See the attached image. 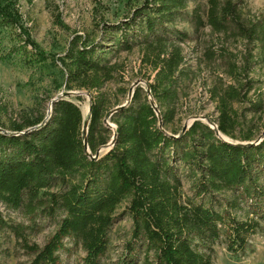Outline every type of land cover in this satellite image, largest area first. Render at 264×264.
<instances>
[{"label":"trees","instance_id":"16d2710c","mask_svg":"<svg viewBox=\"0 0 264 264\" xmlns=\"http://www.w3.org/2000/svg\"><path fill=\"white\" fill-rule=\"evenodd\" d=\"M6 1L0 0L1 24L21 28V17ZM140 1L141 7L131 19L106 28L104 33L120 34L110 41L119 52L141 49L143 66L155 74L149 87L164 126L176 117L178 78L185 73L181 44L188 36L174 26L191 2L196 3L192 11L196 30L209 27L227 39L254 44L258 61L264 64V19L245 18L233 0ZM22 34H27L24 29ZM26 43L45 57L28 35ZM98 48L76 36L66 55L58 60L66 91L98 93L93 97L88 126L93 156L114 137L104 125L108 117L105 89L122 67ZM216 54L210 50L206 57L212 61ZM230 74L236 79V67ZM213 96L219 114L213 123L224 136L233 138L238 123L231 105L240 92L232 87L222 93L216 89ZM132 103L111 119L116 125L115 145L98 160L86 154L85 120L73 101L56 102L51 118L32 131L29 129L44 118L14 123L11 134L2 132L6 129L0 122V204L22 213L31 224L11 223L0 208V231L10 232L32 254L31 264H58V252L66 239L83 249L85 264H100L109 250L116 212L128 199L134 224L129 249L144 253L142 264H214V247L224 235L232 255L247 252L250 237L264 220V140L257 146H234L200 121L174 138L161 130L159 118L141 89H137ZM253 140L250 131L242 142ZM179 162L193 173L195 197L201 202L185 196ZM54 181L62 189L51 193ZM215 193L232 194L223 211L205 202ZM58 213L63 219L49 242L43 248L31 244L27 231L37 226L38 216L56 218ZM122 264L137 261L132 255Z\"/></svg>","mask_w":264,"mask_h":264},{"label":"rangeland","instance_id":"374dc122","mask_svg":"<svg viewBox=\"0 0 264 264\" xmlns=\"http://www.w3.org/2000/svg\"><path fill=\"white\" fill-rule=\"evenodd\" d=\"M233 1L238 3L245 18L264 19V0ZM6 2L21 17V28L2 25L0 18V122L8 133H12L10 130L14 123L23 124L24 120L35 121L39 118L49 120L53 114L52 101L60 95L77 104L85 123L89 121L93 97H97L98 93L66 91L63 86L62 67L58 62L66 55L76 36L82 37V41L89 45H98V52L108 53L107 58L112 63L122 65L115 80L105 89L108 117L104 125L113 135L116 125L111 119L119 107L126 105L128 108L134 104L129 93L135 84L139 83L134 88V94L137 89H141L144 96L149 100L152 98L155 105L159 106L157 100L148 94L155 74L143 66L141 49L135 47L131 52H119L110 41L112 37L120 34L111 31L104 33L106 28L131 19L136 9L141 7L140 0ZM200 5L205 10V2ZM195 6L196 3L191 2L188 10L174 26L188 36L181 44L185 57V73L178 78L176 117L172 123L166 126L163 124V129L175 137L183 134L184 130H189L197 121L216 129L217 125L213 121L218 119L219 114L214 91L219 89L222 93L232 87L240 92V97L231 105L238 126L233 138L226 136V140L243 143L244 135L253 131L254 140L251 142H256L264 135V64L258 61L259 51L254 44L241 39H227L223 35L212 33L209 27L196 30L192 21ZM23 29L27 33L26 37L22 34ZM27 35L42 50L44 58L26 43ZM210 50L217 53L212 61L206 57V52ZM233 66L236 67V79L230 74ZM61 86L63 87L60 88ZM67 93L72 94L66 95ZM73 93L81 95L76 96ZM110 148L109 145L102 148L101 156ZM177 168L187 199L201 202L200 198L195 197V178L189 166L179 162ZM61 189L62 185L54 181L49 192L56 193ZM231 199V193H215L207 196L205 202L216 210L223 211L226 201ZM129 206L128 199L117 210L115 223L109 232V250L100 264H122L132 255L135 256L137 264H142L144 253L140 249L131 253L129 249L134 230ZM0 208L11 223L31 225L22 213L10 211L2 204ZM238 213L241 216L242 212ZM62 219L61 213L56 218L39 215L37 226L27 231L29 242L43 248L55 235ZM249 241L245 254L232 255L227 249L228 243L224 235L214 247V264H264V220ZM58 256V264H85V252L71 239L64 240V247L58 252ZM33 259L32 254L22 248L10 232L0 231V264H31Z\"/></svg>","mask_w":264,"mask_h":264},{"label":"water","instance_id":"95a60500","mask_svg":"<svg viewBox=\"0 0 264 264\" xmlns=\"http://www.w3.org/2000/svg\"><path fill=\"white\" fill-rule=\"evenodd\" d=\"M139 83L135 84V86L130 90V93H129V97L130 99L132 100L133 96H134V88L138 85ZM72 93H67L66 95H70ZM148 94L151 96V89L150 87L148 88ZM73 95H81L80 93H73ZM64 98L62 97V95L58 96L56 99H54L52 101V108L54 106V104L56 102H58L59 100H63ZM150 104L151 106L154 108L158 118H159V121H160V128L161 130H163L165 133H167L164 129H163V121H162V117L160 115V112L158 110V107L155 105L154 101L152 100V98L150 99ZM91 108H92V104H91V107H90V112H91ZM126 108V105L122 106V107H119L116 111H121V110H124ZM48 120H44L40 125H38L37 127L33 128V129H30L29 131H32L34 129H37L39 127H41L42 125L46 124ZM88 126H89V121L85 123L84 125V129H83V137H84V148L86 150V154L87 156L92 159V160H98L100 157H101V153H102V149H99L96 153L95 156L92 155V153L90 152V149H89V145H88ZM1 130V128H0ZM213 130L215 131L216 135L218 138L222 139L224 142L228 143V144H231V145H234V146H240V147H247V146H257L259 145L263 140H264V135L262 136V138H260L258 141L256 142H243V143H233V142H229L227 141L226 139H224L222 136H224L219 130H218V127L213 128ZM2 131V130H1ZM4 134H11V133H8L7 131H2ZM186 130H184L183 133H185ZM24 134V133H22ZM169 135V134H168ZM171 137H174V138H178V137H175V136H172V135H169ZM116 132H114V137L111 141V143L109 144V146L112 148L114 145H115V140H116Z\"/></svg>","mask_w":264,"mask_h":264},{"label":"bare ground","instance_id":"6f19581e","mask_svg":"<svg viewBox=\"0 0 264 264\" xmlns=\"http://www.w3.org/2000/svg\"><path fill=\"white\" fill-rule=\"evenodd\" d=\"M77 96V95H76ZM224 139H228L226 136H222Z\"/></svg>","mask_w":264,"mask_h":264}]
</instances>
